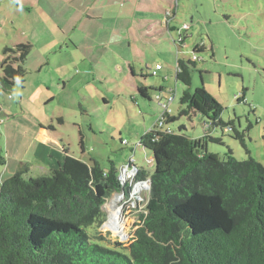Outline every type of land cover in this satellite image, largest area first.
Returning a JSON list of instances; mask_svg holds the SVG:
<instances>
[{
  "label": "trees",
  "instance_id": "obj_1",
  "mask_svg": "<svg viewBox=\"0 0 264 264\" xmlns=\"http://www.w3.org/2000/svg\"><path fill=\"white\" fill-rule=\"evenodd\" d=\"M31 49L29 42L4 44L0 93L23 83ZM206 51L196 46L192 55ZM176 65L175 77L185 86L178 116L198 115L207 127L231 130L242 140L203 86L190 90L195 61L179 59ZM138 92L147 97L145 88ZM243 98L241 92L237 101ZM164 115V125H153L138 141L151 152L153 171L140 168L135 176L149 179L150 187L128 246L111 244L97 231L106 219V200L122 190L128 196L113 161L103 168L66 155L48 175L26 177L24 164L0 183V264H264V162L239 160L229 149L221 158L208 145L220 137L193 138L184 126L172 130L177 116ZM5 164L0 147V167Z\"/></svg>",
  "mask_w": 264,
  "mask_h": 264
},
{
  "label": "rangeland",
  "instance_id": "obj_2",
  "mask_svg": "<svg viewBox=\"0 0 264 264\" xmlns=\"http://www.w3.org/2000/svg\"><path fill=\"white\" fill-rule=\"evenodd\" d=\"M200 1L201 5L198 6V11H201L200 20L203 23H207L208 29L212 30L216 54L214 53L213 58H210L209 52L196 54L200 59L195 61V66H190L191 84L189 88L193 91L198 86H203L220 104V118L226 122L232 120L236 129L242 135V140L235 139L233 131L221 132L219 129H215L210 135L220 137L221 142H208L209 150L222 158L229 149L232 151L233 156L239 160L251 157L263 163L264 0ZM13 4V2L7 0L0 3V61L2 59L1 49L5 43L9 42L7 36H11L14 33L13 26H16L7 20H12L9 12L13 14L17 12L16 9L14 10ZM193 9L194 0H184L177 17L181 26L184 21L190 23ZM161 16L163 17V14ZM209 18L215 22L209 23ZM177 29L182 31L180 27ZM18 38L21 41L17 42H26L21 38V35H18ZM185 57H192V49ZM134 60H142L148 65L147 69L143 68L146 80L140 75L135 76L139 83L141 81L147 85L164 83L166 88H174V85H177L178 89L175 92L170 112L177 116V119L169 123L170 128L178 130V127L183 125V133L192 137L201 134L199 121L203 122L205 119L198 115L192 119H188L185 115L178 116L180 108L179 97L185 86L175 78V60L167 64L170 59L161 55L157 56L150 48L144 49L143 53H136ZM156 62L160 63L163 69L171 70L166 82H163L161 74H152L151 68ZM40 75L44 80L52 78L50 73L45 72V74L41 73ZM35 77L36 75L27 70L25 76L26 89L22 91L24 98L21 101L22 107L20 109L16 103L19 99L20 91H11L10 94L0 93V104L3 108V112H0V119L2 120L0 121V144L7 161L6 166L0 167V183L15 172L17 164V158L15 157L18 154H23L24 148L32 139L29 128L34 126L36 118L44 119L43 125L47 127L53 126L57 130L56 133L61 135V139L65 142L67 155L88 164H92V161L95 160L103 168H108L111 160L118 172L122 166L131 161L134 165L145 170L147 174H151L153 171L152 155L148 149H144L139 145V138L145 132L143 133L142 131L143 124L139 111L131 100L126 103L127 100H123L120 97L117 102H111L110 106L99 108L89 105L91 119L81 114H76L75 116L70 110L62 109L58 101L55 104L49 102L44 105L37 99L33 101L30 100V97L26 99L27 94L34 93L35 98L42 93L40 89L33 90L30 84V80L32 78L34 80ZM57 88L56 85L54 89ZM241 92H244L243 101H237ZM64 93L69 97L73 95V91L70 89L65 90ZM149 94L154 96L155 92L150 89ZM8 104L13 105V108L10 109ZM21 109L26 110L25 116L13 113L15 110L18 112L20 110L21 113ZM101 112L105 116L103 120L100 116ZM150 113L151 111L148 114ZM6 115H10V117L5 118L7 117ZM11 115H13V118ZM122 116L126 120L123 123ZM114 118V122H108ZM62 120L63 123H61ZM77 120H85L83 121L85 125L90 120V124H93L97 131L91 132L84 129L83 132H79L77 130ZM113 127L115 129L121 127L123 133L120 137L115 130L113 132L110 131V128ZM121 138L126 143L121 142ZM241 141L244 146L240 143ZM65 156L66 154H60L59 152L50 161L49 169L43 174L48 175L52 168H58L59 164L63 163ZM58 157L59 159L57 160ZM37 174L39 173H37L35 168H31L25 173V176L36 177ZM137 195H139V198H137ZM111 197L106 200L105 207H103L106 219L102 225L98 226L97 231L105 241L111 244L119 242L126 247L132 242L134 231L139 227V215L144 212L148 198V185H145V187L142 185L137 191H133L129 196H126L128 199L125 205L122 203L124 196L119 201L114 200L116 194H112ZM111 201H115L114 204H118L121 208L123 221L120 226H115L111 223L108 209Z\"/></svg>",
  "mask_w": 264,
  "mask_h": 264
},
{
  "label": "crops",
  "instance_id": "obj_3",
  "mask_svg": "<svg viewBox=\"0 0 264 264\" xmlns=\"http://www.w3.org/2000/svg\"><path fill=\"white\" fill-rule=\"evenodd\" d=\"M1 1L5 0H0V3ZM7 1L13 2L14 10H17L14 14L9 12L12 20H7L16 26H13L14 33L7 36V39L9 43L21 41L18 40V35H21V38L32 45L25 67L36 75L34 80L33 78L30 80L33 90H42L35 98L34 93L27 94L26 99L29 97L31 101L37 99L44 105L49 102L55 104L58 101L62 109L70 110L75 116L81 114L91 119L89 105L106 107L122 97L123 100H127L126 103L131 100L137 107L144 133L155 125L156 119L163 112L159 101L155 99L156 94L164 99L168 91L175 95L178 87L176 84L174 88H166L164 83L152 85L142 81L139 83L135 76L144 75L143 68L147 69L148 65L142 60H134L135 54L143 53L144 49L150 48L157 56L170 59L167 64L175 60V65L179 59L190 58L185 55L196 46H204L206 52L210 53V58L216 54L212 30L208 29L207 23L200 20L201 11H198L200 0H194L190 23L182 22V26L187 24V28L182 31L177 29L179 27L182 29L177 17L184 0ZM167 11L170 13L169 16H166ZM208 22L215 21L209 18ZM179 36L182 37V41H178ZM156 64L160 63H154L152 70ZM170 71L163 69L161 65L155 75L161 74L163 82H166ZM45 72L52 74V78L44 80L40 77V74ZM25 84L24 77L23 83L18 82L12 88V91H20L16 102L19 109L22 107L21 101L24 98L22 91L26 89ZM56 85L60 93L54 89ZM138 87L146 89V98L139 94ZM69 89L73 91L70 97L63 94ZM150 89L155 92L154 96L149 94ZM0 107L3 112L1 104ZM8 107L12 109L13 105L8 104ZM63 112L66 115L64 110ZM13 113L25 116L26 110L21 109V113L20 110L19 112L15 110ZM100 116L102 120L105 117L103 112ZM9 117L10 115L5 118ZM115 118L108 122H114ZM121 118L122 123L126 121L123 116ZM43 121L44 119L36 118L34 126L29 128L32 139L24 148L23 154L15 157L17 158L15 171L28 164V171L35 168L39 173L36 177L45 175L43 173L49 169L53 157L59 152L67 155L62 136L56 133L57 130L53 126L50 128L43 125ZM77 121L79 132H83L84 129L97 131L95 126L90 124V120L87 125L83 124L85 120ZM199 123L201 134L193 138L213 131V128L206 127L204 121ZM114 130L119 137L123 133L121 127L110 128L111 132ZM0 147L3 152L1 144Z\"/></svg>",
  "mask_w": 264,
  "mask_h": 264
},
{
  "label": "built area",
  "instance_id": "obj_4",
  "mask_svg": "<svg viewBox=\"0 0 264 264\" xmlns=\"http://www.w3.org/2000/svg\"><path fill=\"white\" fill-rule=\"evenodd\" d=\"M169 15H170V13L167 11L166 16H169ZM185 28H187V24H183L182 29H185ZM178 41H182L181 36H179ZM192 59H196V56L193 55ZM160 68H161V65L156 64L154 69L152 70V74L155 75L157 73V70ZM178 70H179V67L176 65L175 72ZM155 99L159 101V104L163 109V112L161 113V115L158 116V118L156 119L155 124L162 126V125H164V117H165L164 113L165 112H168V113L171 112L170 105H171L172 101L174 100V94L169 93L164 99H161L160 95L157 94ZM168 131H170V130L168 129ZM123 142H125V141H123ZM137 172H138V169L133 164H131L130 162H128L125 166H122L120 169V172H119L120 182L123 184V186L127 185V187L130 189L128 196L131 194V192L134 191L137 184L144 183L145 185H148V181H146V180L145 181L144 180H142V181H136L135 180V176H136ZM138 196L139 195H137V198H139Z\"/></svg>",
  "mask_w": 264,
  "mask_h": 264
},
{
  "label": "bare ground",
  "instance_id": "obj_5",
  "mask_svg": "<svg viewBox=\"0 0 264 264\" xmlns=\"http://www.w3.org/2000/svg\"><path fill=\"white\" fill-rule=\"evenodd\" d=\"M143 185V187H145L144 183H140V185H137L134 191H137L139 189V187H141ZM138 193V192H137ZM134 195V194H133ZM124 196L123 193L122 194H116V197L114 198L115 201H119V199ZM115 201H111L110 202V206H108L109 209V213H110V219H111V223L114 224L115 226H120L122 224V213H121V208L118 204H114ZM124 223V222H123Z\"/></svg>",
  "mask_w": 264,
  "mask_h": 264
},
{
  "label": "clouds",
  "instance_id": "obj_6",
  "mask_svg": "<svg viewBox=\"0 0 264 264\" xmlns=\"http://www.w3.org/2000/svg\"><path fill=\"white\" fill-rule=\"evenodd\" d=\"M193 56V55H192ZM196 56V59H192V57H191V60H193V61H197V60H199V56H197V55H195ZM157 74V73H156ZM154 75V74H153ZM168 93V92H167ZM172 94H174V93H172ZM157 95V94H156ZM159 95V94H158ZM167 95H165V97H166ZM164 97V98H165ZM174 97H175V95H174ZM155 98H156V96H155ZM173 102V101H172ZM172 104V103H171ZM171 106V105H170ZM131 164H133L134 165V163L133 162H131V161H129ZM151 162H152V158H151ZM128 163V162H127ZM137 169H138V171H139V167L138 166H136V165H134ZM121 169V168H120ZM120 172V171H119ZM119 172H118V179H119ZM119 181H120V179H119ZM139 181H142V180H139ZM145 181V180H144ZM146 181H148V190H149V187H150V181H149V179L148 180H146ZM120 184H121V187L124 189V187H125V185L123 186V184L120 182ZM123 191V190H122ZM121 191V192H122ZM120 192V193H121ZM123 194H124V192H122ZM115 194V193H114ZM125 197V196H124ZM105 204H106V202H105ZM103 207H105V205L103 206Z\"/></svg>",
  "mask_w": 264,
  "mask_h": 264
},
{
  "label": "flooded vegetation",
  "instance_id": "obj_7",
  "mask_svg": "<svg viewBox=\"0 0 264 264\" xmlns=\"http://www.w3.org/2000/svg\"><path fill=\"white\" fill-rule=\"evenodd\" d=\"M109 198H112L111 196ZM127 197H124V201L122 202L124 205L126 204V201H127Z\"/></svg>",
  "mask_w": 264,
  "mask_h": 264
},
{
  "label": "water",
  "instance_id": "obj_8",
  "mask_svg": "<svg viewBox=\"0 0 264 264\" xmlns=\"http://www.w3.org/2000/svg\"><path fill=\"white\" fill-rule=\"evenodd\" d=\"M115 194H122V192H121V193H120V192H117V193H115ZM104 205H105V203H104ZM104 205H103V206H104Z\"/></svg>",
  "mask_w": 264,
  "mask_h": 264
}]
</instances>
